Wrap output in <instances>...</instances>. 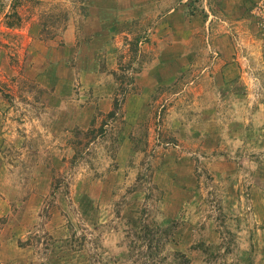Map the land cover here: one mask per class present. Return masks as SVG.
<instances>
[{
	"label": "rangeland",
	"instance_id": "obj_1",
	"mask_svg": "<svg viewBox=\"0 0 264 264\" xmlns=\"http://www.w3.org/2000/svg\"><path fill=\"white\" fill-rule=\"evenodd\" d=\"M0 264H264V0H0Z\"/></svg>",
	"mask_w": 264,
	"mask_h": 264
},
{
	"label": "trees",
	"instance_id": "obj_2",
	"mask_svg": "<svg viewBox=\"0 0 264 264\" xmlns=\"http://www.w3.org/2000/svg\"><path fill=\"white\" fill-rule=\"evenodd\" d=\"M116 114V113H113V115Z\"/></svg>",
	"mask_w": 264,
	"mask_h": 264
}]
</instances>
